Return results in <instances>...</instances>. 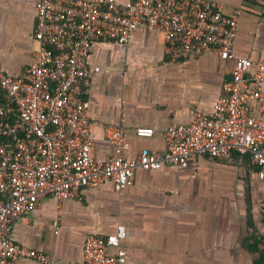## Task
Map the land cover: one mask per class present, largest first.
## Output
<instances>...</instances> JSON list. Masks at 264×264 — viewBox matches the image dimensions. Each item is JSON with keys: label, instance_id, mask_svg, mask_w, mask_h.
<instances>
[{"label": "crops", "instance_id": "1", "mask_svg": "<svg viewBox=\"0 0 264 264\" xmlns=\"http://www.w3.org/2000/svg\"><path fill=\"white\" fill-rule=\"evenodd\" d=\"M210 1L223 4L226 13L239 10L235 56L264 61V0ZM34 24L33 0H0L3 72L17 74L31 63ZM87 64L100 68L85 93L96 160L112 155L105 135L111 125L128 133L127 159L143 148L164 151V130L188 123L193 110L210 112L233 67L217 54L171 59L162 35L146 27L137 28L127 45L96 42ZM249 109L258 114L252 99ZM137 126L153 128L154 136H135ZM117 225L126 232L123 264H255L259 252L243 242L264 237V176L236 153L195 157L184 168L137 169L121 192L105 182L85 188L81 199L44 196L13 223L10 237L49 255L50 264H74L82 260L87 235L104 236ZM16 264L42 263L21 257Z\"/></svg>", "mask_w": 264, "mask_h": 264}, {"label": "built area", "instance_id": "2", "mask_svg": "<svg viewBox=\"0 0 264 264\" xmlns=\"http://www.w3.org/2000/svg\"><path fill=\"white\" fill-rule=\"evenodd\" d=\"M33 3L32 61L17 74L0 69V264H16L21 257L52 262L10 237L13 223L44 196L81 199L85 188L105 182L121 192L133 184L137 169L184 168L199 156H246L264 176V61L234 54L239 10L226 13L223 4L210 0ZM139 27L161 34L171 59L217 54L232 60L231 76L210 112L193 110L188 123L164 130V151L143 148L137 158L127 159L128 133L111 125L105 135L112 155L96 160L85 93L100 68L89 67L87 57L96 42L127 45ZM250 99L258 114L250 112ZM133 133L152 137L155 130L137 126ZM125 233L117 225L104 236L87 235L82 260L74 264H123ZM259 248L264 253V237Z\"/></svg>", "mask_w": 264, "mask_h": 264}, {"label": "trees", "instance_id": "3", "mask_svg": "<svg viewBox=\"0 0 264 264\" xmlns=\"http://www.w3.org/2000/svg\"><path fill=\"white\" fill-rule=\"evenodd\" d=\"M263 238H256V236H252L249 239L243 242L244 246L251 250V251H258L259 258L255 262V264H264V253L259 248V243L262 241Z\"/></svg>", "mask_w": 264, "mask_h": 264}]
</instances>
